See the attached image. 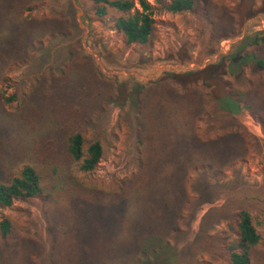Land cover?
<instances>
[{"label": "trees", "instance_id": "1", "mask_svg": "<svg viewBox=\"0 0 264 264\" xmlns=\"http://www.w3.org/2000/svg\"><path fill=\"white\" fill-rule=\"evenodd\" d=\"M86 1L90 16L101 25H106L110 15L125 48L148 51L151 62L171 59L178 64L216 55L223 39L239 36L247 19L264 14V0H231L230 4L222 0H155L179 21L166 24L161 32L164 45L152 54L149 50L160 33L151 2ZM44 3L49 14H25ZM73 11L70 0H0V83L12 69L31 63L44 40L78 35ZM104 50L107 57L115 54ZM243 58L245 63L238 68L235 64ZM57 64L28 81V109L25 111L24 96L17 125L24 128L31 111L36 124L30 121L31 125L49 126L41 137L63 151L66 166L76 165L82 173H90L109 143L110 122L104 115L111 108L116 115L113 126L120 128L123 122L126 127L125 138L132 142L136 167L113 191H104L85 188L81 179L60 164L51 165L47 177L45 167L25 163L19 172L0 179V207L16 201L60 207L69 197L76 209L95 197L106 203L107 220L111 214L108 203L122 200L118 216L122 228L92 236L91 245L77 231L72 236L70 232L72 241L65 243L62 254L58 242L51 246L50 264H165L164 254L185 233L205 195L203 188L221 174L220 165L229 157L223 151L236 128L235 113L245 109L264 129V29L243 38L233 53L221 55L203 68L165 71L142 84L103 74L79 37L67 45L63 61ZM12 99L14 95L6 96L0 86L1 103ZM193 192L203 195L192 198ZM80 217L77 213L72 219ZM215 228L212 235L197 237L195 245L206 257L200 256L195 263L257 264L262 237L247 209L236 210L222 228ZM13 232L11 221L3 217L0 242L15 239L22 247ZM174 258L180 256L174 252Z\"/></svg>", "mask_w": 264, "mask_h": 264}, {"label": "rangeland", "instance_id": "2", "mask_svg": "<svg viewBox=\"0 0 264 264\" xmlns=\"http://www.w3.org/2000/svg\"><path fill=\"white\" fill-rule=\"evenodd\" d=\"M70 1L74 6L73 15L80 29L78 35L74 38L56 37L44 40L43 46L37 50L31 63L19 69H12L8 73V79L0 83V86L5 89L6 96L14 95V99L10 102L1 103L0 101V179L19 172L25 163H36L45 167L49 177V170L52 169L50 166L60 164L64 170L69 171L70 175H76L81 179V184L85 188L113 191L118 181L128 176L136 167L132 142L128 143L125 138L126 127L123 122L120 128L113 126L116 115L115 110L111 108L104 115V120L110 122L106 132L109 143L104 145V153L97 168L90 173H82L76 165L66 166L63 151L56 144L44 141L41 137L49 126L35 128L31 125L30 121L35 124L31 111L30 117L27 114L28 122L25 123V127L17 125L19 117L17 111H22L18 109V106L23 107L21 99L26 95L25 92H28V81H31L33 76L41 70L53 68L59 61H63L67 45L78 37L85 51L95 56L103 74L116 76L119 81L132 78L133 81L142 84L157 78L165 71L178 73L203 68L208 62L218 60L221 55L233 53L234 48L243 38L264 29V14H259L247 19L241 34L224 43L223 50L220 45L216 55L204 58L201 62L194 60L178 64L171 59L151 62L147 57L148 51L140 52L135 48L123 46L116 33L114 22L110 20V15L106 19V25L103 26L90 16L88 1ZM148 1L154 6L153 17L160 33L149 50L153 54L164 45L161 32L166 24L177 23L179 18L160 9L155 0ZM222 1L227 4L231 2V0ZM25 14L47 15L48 7L44 3ZM186 31L191 34L190 30L186 29ZM105 48L115 54L107 57ZM194 55H197L196 50ZM231 72L234 73L235 69L232 68ZM243 73L248 77L246 69ZM24 98L23 103L26 105L29 101L27 96ZM231 102L233 105L236 104L232 100ZM27 109L26 105L25 111ZM233 124L236 128L233 129L224 147L223 153L229 157L220 165L221 174L216 179L208 181L203 188L205 195L202 196L201 192L202 200L194 209L185 233L175 241L174 247L164 254L165 264L189 262L197 264L195 261L200 256L204 259L206 256L201 255V249L195 245L197 237L203 233L212 235L215 227L222 228L232 214L242 208L252 214L256 229L261 234L262 252L257 264H264V129L249 116L245 109L235 113ZM191 196L197 198L200 194L193 192ZM63 202L60 207H50L38 201H16L9 207H0V220L8 217L13 233L22 245L18 247L15 239L4 240V244L0 242V264H50L48 259L51 246L56 244L54 242H58L63 248L59 249L62 254L65 243L72 241L70 232L72 236V233L77 231L78 235L85 236L91 245L92 236L102 237L106 233H112L117 228L123 227L118 217L122 200L113 199L108 203L111 214L107 220L106 203L96 200L95 197H92L84 207L76 206V209L72 205L74 199L68 197ZM79 208L83 210L77 212ZM77 213L81 217L76 218L75 221L72 218L76 217ZM174 252L180 256V259L174 258Z\"/></svg>", "mask_w": 264, "mask_h": 264}, {"label": "water", "instance_id": "3", "mask_svg": "<svg viewBox=\"0 0 264 264\" xmlns=\"http://www.w3.org/2000/svg\"><path fill=\"white\" fill-rule=\"evenodd\" d=\"M244 61H245V58H243L240 62L236 63L235 65L239 68L241 66V64L244 63ZM230 67H231V65H230ZM231 70H232V68H231Z\"/></svg>", "mask_w": 264, "mask_h": 264}, {"label": "built area", "instance_id": "4", "mask_svg": "<svg viewBox=\"0 0 264 264\" xmlns=\"http://www.w3.org/2000/svg\"><path fill=\"white\" fill-rule=\"evenodd\" d=\"M229 39H230V38H228V39H223V40L221 41L220 45H221V49H222V50H223V44L226 43ZM219 49H220V48H219Z\"/></svg>", "mask_w": 264, "mask_h": 264}, {"label": "flooded vegetation", "instance_id": "5", "mask_svg": "<svg viewBox=\"0 0 264 264\" xmlns=\"http://www.w3.org/2000/svg\"><path fill=\"white\" fill-rule=\"evenodd\" d=\"M230 65H232V63H230Z\"/></svg>", "mask_w": 264, "mask_h": 264}]
</instances>
